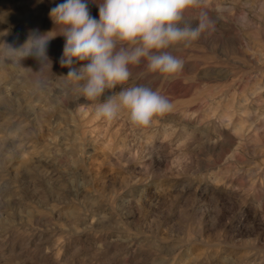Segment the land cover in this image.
Masks as SVG:
<instances>
[{
  "label": "rangeland",
  "instance_id": "1",
  "mask_svg": "<svg viewBox=\"0 0 264 264\" xmlns=\"http://www.w3.org/2000/svg\"><path fill=\"white\" fill-rule=\"evenodd\" d=\"M63 2L0 0V264H264V0H199L182 71L142 59L100 98L159 91L173 107L147 127L98 119L67 77L86 62L60 64ZM51 31L39 83L35 59H2Z\"/></svg>",
  "mask_w": 264,
  "mask_h": 264
},
{
  "label": "clouds",
  "instance_id": "2",
  "mask_svg": "<svg viewBox=\"0 0 264 264\" xmlns=\"http://www.w3.org/2000/svg\"><path fill=\"white\" fill-rule=\"evenodd\" d=\"M198 3L199 0H99L96 19L90 14L87 0H64L49 12L54 30L65 40L60 64L70 66L74 59L86 62L78 70H70L67 77L80 82L76 90L89 101H100L106 91L127 83L132 75L129 66L140 64L142 59L147 61L150 73L175 77L182 71L183 61L171 49L191 46L207 29L204 18L193 26L185 16L186 10ZM53 31L33 32L19 47L7 45L4 51L9 55L2 59L20 66L25 58L35 59L39 68L32 72L39 83L42 70L51 62L48 47L57 36L50 35ZM172 107L159 91L138 84L111 91L98 104L95 116L111 122L127 110L131 125L147 127Z\"/></svg>",
  "mask_w": 264,
  "mask_h": 264
}]
</instances>
